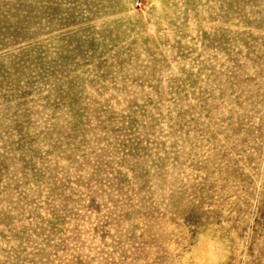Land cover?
<instances>
[{
    "label": "rangeland",
    "instance_id": "1",
    "mask_svg": "<svg viewBox=\"0 0 264 264\" xmlns=\"http://www.w3.org/2000/svg\"><path fill=\"white\" fill-rule=\"evenodd\" d=\"M0 264H264V0H0Z\"/></svg>",
    "mask_w": 264,
    "mask_h": 264
}]
</instances>
